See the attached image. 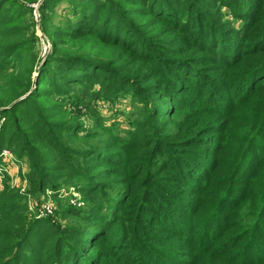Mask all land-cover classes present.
Listing matches in <instances>:
<instances>
[{"label":"trees","instance_id":"trees-1","mask_svg":"<svg viewBox=\"0 0 264 264\" xmlns=\"http://www.w3.org/2000/svg\"><path fill=\"white\" fill-rule=\"evenodd\" d=\"M83 5L74 25L76 35L69 40L81 39L73 45L63 44L67 56L56 48L51 55L55 65L45 63L39 69L35 90L41 92L46 86L42 97L54 103L45 108V117L44 108L28 94L32 85L29 72L19 63L0 58V118L24 120L26 132L18 141L27 156L42 160L46 152L63 163L62 172L80 180L79 193L91 206L86 202L87 210L67 207L64 213L82 218L83 228L93 233V239L83 238V228L55 231L38 223L25 200L11 199L12 195L3 192L0 264H88L94 258L93 264H104V258L106 262L118 258L119 262L114 261L118 264H264V254H254L264 250V240L258 246L253 244L258 228L261 234L257 238L264 234V0H86ZM3 11L0 7V20H4L0 37L9 32L2 28L9 21ZM18 49H0V56ZM73 87H77L75 92ZM228 87L238 88L240 94L229 106L233 113L229 124L226 117L231 114L220 115L225 102H212ZM123 89L140 99L156 91L155 113H148L146 120L128 130V144L118 136H109L105 140L108 146L93 144L90 139L97 132L79 134L69 129L66 137L81 142L69 154V148L53 136L55 127L47 122L74 115L68 108L61 111V101H72L71 106L93 112L96 101H112ZM196 95L202 96L200 102H184ZM168 104L173 107L164 109ZM164 117L170 122L162 120ZM161 126L167 136L159 134ZM212 132H216V141L218 135L224 136L211 155L214 158L217 151L222 152L225 166L214 179L204 174L201 197L196 199L184 191L200 173L186 172L178 165L185 148L204 149L207 142L202 137ZM3 141L8 144L10 138ZM118 145L126 152L117 148L113 156H105L108 147ZM253 147L262 152L261 160L246 182V193L225 197L231 170L249 160ZM160 148L171 157L156 164L153 159ZM69 155L84 164L73 163ZM134 161L140 166L132 164ZM31 169L30 179L36 176L37 182L29 195L52 188L44 168L33 165ZM207 169L213 172L210 166ZM209 183L213 187L208 192ZM183 195L192 197V205L184 203ZM100 199L109 202V218L99 217L92 204ZM224 201L230 203L227 212L234 214L233 221L230 215L225 220L218 218L220 230L210 234L206 244L201 243L200 235L191 236L182 211L195 210L196 216L211 212L206 217H212L220 213ZM211 202H219L220 209L206 208ZM197 204L203 208L194 207ZM174 211L179 212L177 216ZM232 227L238 234L226 238ZM186 244L202 249L187 253L182 248ZM115 250L123 251L122 257L117 252L111 255Z\"/></svg>","mask_w":264,"mask_h":264},{"label":"rangeland","instance_id":"rangeland-1","mask_svg":"<svg viewBox=\"0 0 264 264\" xmlns=\"http://www.w3.org/2000/svg\"><path fill=\"white\" fill-rule=\"evenodd\" d=\"M85 1L86 0H0V7H4L2 13L9 17V21L7 22L8 25L2 27L3 29L6 28V30H9V32L6 37H0V49H7L8 47L19 48L15 53L12 54L11 52H8L6 55L0 56V58L8 59L11 64L19 63L29 72L32 85L28 94H33L34 100L39 102L38 107L44 108L41 111L42 117H45V108L54 103L46 101V99L42 97V93L46 90V86L40 89L41 92H36L35 90L37 88V83L39 82L38 80H40L39 76H41V74H39V69L45 63L53 66L55 65L53 64L55 59H53L52 56L56 48H58V53L67 56L68 53L65 49L67 51L68 49L63 44L73 45L81 39L80 37L78 39L69 40L71 36L73 37L76 35L73 34L75 30L74 25L78 21L79 9L82 10ZM3 21L4 20H0L1 23H3ZM3 52L5 53V50ZM110 72L117 74L113 69H111ZM46 75L47 74H44L43 78ZM75 90H77V87H73L72 92H75ZM74 94H71L70 96L72 97ZM156 95L157 92L154 91L152 95L147 94L145 97L142 95L140 99L129 94L128 89H123L122 91H118L117 96L112 101L102 99L96 101L97 107H94L95 110L93 109V112L89 111L88 107L77 105L71 106L72 101L67 102L66 99H63V101H61L63 108L61 111L64 110V108H68L69 111L74 112V115L57 116L47 122L55 127L52 132L53 136L56 137L59 142H62L63 146L69 148V154H71L73 150L79 149L81 146V142L66 137L69 129L72 130V133L78 132L79 134H94L97 132L98 136H91L90 140L93 144L108 146L109 143L105 140L109 136L122 137L126 140V144H128V141H130V138H127L128 130H132L136 122L146 120L148 118V113H151V115L155 113L152 104L154 102V96ZM239 95L238 88L234 90L232 87H228L222 96L212 98V102H215V100L225 102L226 106L220 111V115L222 116L225 112L228 115L231 114L226 117L229 120L228 124L231 123L230 118L233 115L232 111L229 110V106L239 98ZM164 100L165 99L163 98V101ZM192 100L200 102L202 96H190L188 99H185L184 102H192ZM172 107L173 104H168L164 106V109L169 110ZM16 110L19 112L22 110V106L16 108ZM239 117L241 119L242 115ZM155 120L161 121L159 117H156ZM162 120L170 122L171 119H169V117H164ZM239 122L238 118H236L235 124ZM22 126H25V122L19 118H0V193L5 192L7 195H12L10 197L11 199L25 200L29 206V211L33 220H37L38 223L42 222L46 227H53L55 231L83 228L84 221L82 218H74L64 213L67 207H75L84 211L87 210V204L91 206L90 200L83 198L79 193L81 184L80 180L72 178L68 173L62 172L61 167L63 166V163L59 159L56 160L51 155L46 154V152L44 153L42 160L31 159L27 156L25 153L26 151L22 149V144L18 141L19 136H23L22 134L26 132L27 127ZM8 127H10V129L6 130ZM164 128L165 126H161L158 130L161 136H167ZM215 135L216 132H212L211 134H207L206 137H202L205 138L204 140L207 142L204 149H200V146H189L185 148L186 154L182 155L180 159L181 163L178 165V168L185 169L186 172L196 170V172L200 173L199 176H196V178L193 179L192 186H187L188 191H184L189 192L190 194L192 193L193 198L196 199L201 197L200 190L205 182L203 178L206 176L204 174L209 173V178L214 179L213 177H216L221 173V170H223L220 167L225 166L222 152L217 151L214 158H212L211 155L213 153V148L224 141V136L222 134L218 135L220 136L219 141H216L215 138L217 136ZM28 136L36 135L29 133ZM8 138H10V141L6 144V141L3 140ZM199 138L201 141V136ZM262 141L264 142L263 139ZM84 146L86 145L84 144ZM119 147L120 145L108 147L105 156H113L116 149ZM244 148L246 149V144ZM119 150L126 152L124 148H119ZM158 151L159 153H157L153 159L156 164L162 160H168V158L171 157V155H166L165 152L161 151V148L158 149ZM261 153V151L253 147V151L250 150L251 155L249 156V160H247L246 163L242 162L235 165L231 170L232 174H229L228 177V188L227 191H225V197L227 195H232L234 192H240L243 195L246 193V182L249 176L255 172L258 163H260ZM174 156L176 155L174 154ZM178 156H181V154L178 153ZM69 157L72 158L73 163L84 164L76 157H71V155H69ZM132 164L140 166L141 163L134 161ZM33 165L44 168L45 179L48 180L49 185L52 188L45 189L44 193L29 195L28 193H30V189L33 188V182L34 184L37 182L36 176L30 179V175L33 172L31 166ZM201 165L204 166L201 167ZM208 166L213 170L212 173L208 171ZM114 169L117 170V173H120V167ZM110 181H112V178ZM195 184L196 188L199 187L196 191V188H193ZM5 185L8 187H5ZM212 187L213 184L209 183L206 187L207 191L209 192V189ZM179 196L182 195L179 194ZM183 196H186L183 198L186 199L183 200L184 203L192 205L190 202V198L192 197L190 195ZM209 196L210 193H208L207 197L209 198ZM233 198L234 197H231L230 199L231 203ZM227 201L223 202L221 209L218 205L219 202L217 204L211 202L206 208L213 211L220 209V213L212 217H206L211 212L204 214L203 216L206 219L203 220V216H196L197 213L195 210H192L190 213L182 211V214L187 216V219L184 221V227L186 225L190 227L191 231L189 234H191V236L200 235L202 238L201 243H208L211 236L210 234L220 230L221 221L218 218L225 220V218L230 215V221H233L234 219V214H230L231 210H229V214L227 212V206L230 204ZM86 202L88 203L86 204ZM92 204L96 205V212L99 217L105 219L111 216V212L106 209L107 204H109L108 201H102L100 199L95 200V203ZM194 207L203 208L198 204ZM178 213V211H174L173 216H177L176 214ZM90 226L92 227V225ZM236 230L237 229L232 227L231 231L225 234V237L234 238V235L238 234ZM86 232L87 231L83 228V238L90 242L93 239V233ZM256 232L257 235L253 240V244L258 246L260 242L261 244L263 243L261 240H264V234L257 238L258 234H261V229L258 228ZM182 248L183 251L187 253L198 252L202 249L200 248V250H198L199 248H197L196 245L188 246V244ZM116 252L119 253V255L123 254V251L120 253L119 250L110 253L112 255ZM254 254L260 256L264 254V250ZM185 259H188V257H185ZM114 261H118V258L117 260L111 259L108 262H106V258H104L102 263L118 264L114 263ZM87 263H95V258Z\"/></svg>","mask_w":264,"mask_h":264},{"label":"built area","instance_id":"built-area-1","mask_svg":"<svg viewBox=\"0 0 264 264\" xmlns=\"http://www.w3.org/2000/svg\"><path fill=\"white\" fill-rule=\"evenodd\" d=\"M48 210V209H47Z\"/></svg>","mask_w":264,"mask_h":264}]
</instances>
